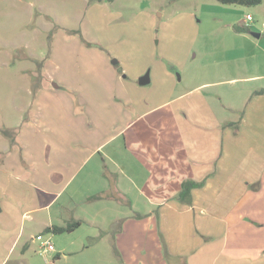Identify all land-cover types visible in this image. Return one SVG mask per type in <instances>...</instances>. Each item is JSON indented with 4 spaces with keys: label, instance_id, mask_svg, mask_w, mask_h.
<instances>
[{
    "label": "rangeland",
    "instance_id": "rangeland-1",
    "mask_svg": "<svg viewBox=\"0 0 264 264\" xmlns=\"http://www.w3.org/2000/svg\"><path fill=\"white\" fill-rule=\"evenodd\" d=\"M247 14L253 19L245 21ZM147 72L151 81L141 85ZM200 82H214L205 91L222 97L214 95L216 105H239L234 115L264 87V0H0V173L8 192L0 195L14 208L0 213V242L10 240L0 264H121L115 236L122 248L116 228L123 220L110 219L129 207L87 199L108 186L104 169L118 170L127 157L121 117L134 108L128 99L139 100L138 111ZM113 121L122 123L115 132L106 128ZM79 137L92 144L85 149ZM81 156L67 185L52 180ZM74 220L81 225L72 232L45 231ZM132 222L123 236H144ZM48 241L55 250L44 249ZM139 252L141 245L129 248L126 264H138Z\"/></svg>",
    "mask_w": 264,
    "mask_h": 264
},
{
    "label": "crops",
    "instance_id": "crops-1",
    "mask_svg": "<svg viewBox=\"0 0 264 264\" xmlns=\"http://www.w3.org/2000/svg\"><path fill=\"white\" fill-rule=\"evenodd\" d=\"M205 66L210 73V64ZM210 83L214 82H200L177 96L145 103L138 111L134 105L139 100L128 99L134 108L121 117L127 157L118 170L110 171L104 164L110 181L95 195L122 207L124 202L133 213L110 219L111 225L123 220L116 228L122 248L115 236L121 264H126L125 252L138 245L145 248L137 255L138 264H264V93H254L264 87L250 91L244 110L234 115L241 107L230 102L216 105L215 96L222 97L205 91ZM95 119L104 126L102 116ZM121 125L113 121L106 128L115 132ZM88 144L92 140L81 142L85 149ZM99 147L95 143L87 152ZM83 160L81 156L59 168L52 180L67 185ZM3 180L1 172L0 191L7 195ZM185 180L202 184L181 200ZM1 200V212L12 215L14 208L6 198ZM130 221L131 231L145 235L124 237ZM7 241L5 236L0 242V263L9 254H4Z\"/></svg>",
    "mask_w": 264,
    "mask_h": 264
},
{
    "label": "trees",
    "instance_id": "trees-1",
    "mask_svg": "<svg viewBox=\"0 0 264 264\" xmlns=\"http://www.w3.org/2000/svg\"><path fill=\"white\" fill-rule=\"evenodd\" d=\"M223 4H238L243 6H253L258 5L262 2V0H217ZM235 29L238 32H248L249 27L245 25L236 24ZM255 94H263L264 88L260 90H256L254 92ZM201 182H196L194 180H185L182 185V190L179 193V197L181 200H187L190 197L191 190L194 187L201 186ZM99 196H92L89 199H97ZM191 200V198L188 200V202ZM2 211V200L0 195V212ZM81 225L80 220H74L67 222L66 224L58 225V224H52L45 228L46 232H51L55 234L64 233V232H72L76 228H78ZM60 257V254H57L55 256V259H58Z\"/></svg>",
    "mask_w": 264,
    "mask_h": 264
},
{
    "label": "built area",
    "instance_id": "built-area-1",
    "mask_svg": "<svg viewBox=\"0 0 264 264\" xmlns=\"http://www.w3.org/2000/svg\"><path fill=\"white\" fill-rule=\"evenodd\" d=\"M252 19H253L252 15H251V14H247V15H246V19H245V21H250V20H252ZM43 247H44V249H45L46 251L55 250V246H54V244H53L52 241L45 242V243L43 244Z\"/></svg>",
    "mask_w": 264,
    "mask_h": 264
},
{
    "label": "water",
    "instance_id": "water-1",
    "mask_svg": "<svg viewBox=\"0 0 264 264\" xmlns=\"http://www.w3.org/2000/svg\"><path fill=\"white\" fill-rule=\"evenodd\" d=\"M254 35H256L257 37H259L260 36V33H254ZM113 62L116 64L118 61L116 59H114ZM149 82H150L149 72H147L146 74H144L143 76H141L140 79H139V83L142 84V85L148 84Z\"/></svg>",
    "mask_w": 264,
    "mask_h": 264
}]
</instances>
